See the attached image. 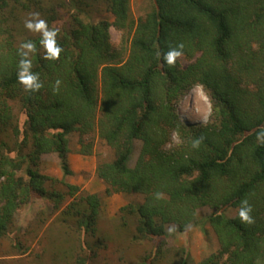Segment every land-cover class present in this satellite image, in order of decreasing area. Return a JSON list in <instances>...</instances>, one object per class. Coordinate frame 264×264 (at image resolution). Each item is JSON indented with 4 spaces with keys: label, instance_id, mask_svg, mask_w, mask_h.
I'll list each match as a JSON object with an SVG mask.
<instances>
[{
    "label": "trees",
    "instance_id": "1",
    "mask_svg": "<svg viewBox=\"0 0 264 264\" xmlns=\"http://www.w3.org/2000/svg\"><path fill=\"white\" fill-rule=\"evenodd\" d=\"M87 2L103 6L112 21H90L85 0H0V239L32 196L52 201L56 210L69 196L59 221L75 227L78 244L62 254L66 261L74 255L73 264H89L102 244L85 241L97 235L100 198L75 197L72 185L67 195L50 188L56 179L41 174L40 164L42 156L55 154L63 176H72L68 136L76 133L80 154L90 155L92 143L84 140L94 134L114 152L111 162L95 169L105 193L142 196L119 216L123 226L134 224L133 241L158 239L143 264L163 254L167 226L185 232L204 207L212 210L204 222L218 250L193 262L181 249L180 264H264V144L257 142L264 129V0H153L137 23L130 0ZM64 9L68 23L57 28L63 51L46 61L40 34H29L24 22L39 13L55 29ZM111 28L121 34L119 48ZM26 41L37 48L28 55L43 85L36 92L17 81ZM178 44L187 65L179 58L165 65L164 53ZM195 86L210 96L205 124H185L178 114L179 102ZM196 139L201 143L193 148ZM135 142L141 146L129 167ZM245 199L251 224L238 216ZM228 208L236 210L234 217L224 214Z\"/></svg>",
    "mask_w": 264,
    "mask_h": 264
},
{
    "label": "rangeland",
    "instance_id": "2",
    "mask_svg": "<svg viewBox=\"0 0 264 264\" xmlns=\"http://www.w3.org/2000/svg\"><path fill=\"white\" fill-rule=\"evenodd\" d=\"M90 5V21H112V16L101 6ZM153 0H130V17L137 23L152 10ZM60 15L52 28L64 27L68 23L70 11H59ZM32 16L26 20L31 19ZM25 20V21H26ZM25 23V22H24ZM29 34H34L26 29ZM111 42L115 48L121 45V34L114 28L110 29ZM180 65L185 67L187 61L180 57ZM202 106V107H201ZM14 112L18 113V105H13ZM211 112L210 96L201 86H195L181 99L178 104L180 120L185 124L202 123L209 120ZM84 143H92V153L81 155L79 136L76 133L68 136V162L73 171L72 176L64 177L60 169L59 160L55 154L42 156L40 173L56 179V182L48 186L67 195V185L77 187L75 197L95 194L100 198L101 206L97 220V235L86 236L85 241L94 243L101 241L99 248L94 250L89 264H143L144 259L153 254L158 242L157 238L146 239L141 242L133 241L134 224L127 222L122 225L119 210L125 205L140 204L142 196L105 193V184L97 178L95 169L98 163L111 162L114 152L96 135L85 137ZM178 142L175 135L172 143ZM140 142H135L134 151L129 161V167H133L140 150ZM73 200L66 197L59 209H55L54 203L48 199L32 196L30 201L22 206L16 213L8 236L0 239V264H73V256L66 261L63 251L70 250L69 246L77 245V233L75 227L68 222L65 226L59 221L61 211ZM212 210L208 207L197 211V224L180 233L170 225L166 228V235L162 243L163 254L153 264H180V250L186 249L193 262H199L218 250V242L212 229L204 219ZM227 217H234L236 210L225 209ZM66 248V249H65ZM76 255L83 256L86 251H76Z\"/></svg>",
    "mask_w": 264,
    "mask_h": 264
},
{
    "label": "clouds",
    "instance_id": "3",
    "mask_svg": "<svg viewBox=\"0 0 264 264\" xmlns=\"http://www.w3.org/2000/svg\"><path fill=\"white\" fill-rule=\"evenodd\" d=\"M24 27L32 32L38 33L41 36L40 44L44 49L43 59L46 61H55L60 58V54L63 49L57 45V29H50L47 22L44 19L39 18V13L32 15V18L25 21ZM184 45L178 44L175 48H170L163 55V62L167 66H174L178 58H180L183 53ZM37 50L36 44L32 41H26L21 44L19 55L23 58L19 61V72L17 74V81L23 86L25 91L36 92L42 88V84L39 82V74L32 71V60L28 59L29 53H35ZM60 81H56V89L60 86ZM257 142L264 144V129H262L257 134ZM201 143V139H196L192 143L193 148H198ZM159 193H157V198H160ZM252 208L249 205L247 199L242 200L240 208L238 210V216L242 223L251 224L253 222L250 213Z\"/></svg>",
    "mask_w": 264,
    "mask_h": 264
},
{
    "label": "bare ground",
    "instance_id": "4",
    "mask_svg": "<svg viewBox=\"0 0 264 264\" xmlns=\"http://www.w3.org/2000/svg\"><path fill=\"white\" fill-rule=\"evenodd\" d=\"M202 107V106H201Z\"/></svg>",
    "mask_w": 264,
    "mask_h": 264
}]
</instances>
